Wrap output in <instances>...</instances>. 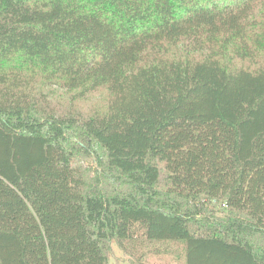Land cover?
<instances>
[{
	"label": "trees",
	"instance_id": "1",
	"mask_svg": "<svg viewBox=\"0 0 264 264\" xmlns=\"http://www.w3.org/2000/svg\"><path fill=\"white\" fill-rule=\"evenodd\" d=\"M111 242L264 264V0H0V264Z\"/></svg>",
	"mask_w": 264,
	"mask_h": 264
},
{
	"label": "rangeland",
	"instance_id": "2",
	"mask_svg": "<svg viewBox=\"0 0 264 264\" xmlns=\"http://www.w3.org/2000/svg\"><path fill=\"white\" fill-rule=\"evenodd\" d=\"M98 98H99V105H102V103H103L102 96H98ZM69 102L70 101L68 99L62 97L63 106H67L69 104ZM76 105H78L79 108L84 112L91 109L86 104L83 105L81 103H77ZM76 163H77L76 164L77 167H79L80 170L83 171L84 175L90 181L89 185H91V186L94 185L93 176H95L94 170L97 169V166H96V163L93 160V158L90 159V158L80 157L77 159ZM147 261H149V263L159 262L158 260H155V259H151V260L148 259ZM108 264H132V263L130 262V260L125 255H123V253L118 249L116 244L114 242H111L110 251L108 252Z\"/></svg>",
	"mask_w": 264,
	"mask_h": 264
}]
</instances>
